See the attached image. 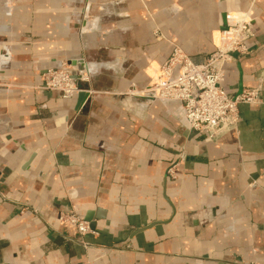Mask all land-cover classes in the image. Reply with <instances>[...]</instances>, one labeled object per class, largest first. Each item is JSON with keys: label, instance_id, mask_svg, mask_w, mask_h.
I'll return each instance as SVG.
<instances>
[{"label": "crops", "instance_id": "0c3cea01", "mask_svg": "<svg viewBox=\"0 0 264 264\" xmlns=\"http://www.w3.org/2000/svg\"><path fill=\"white\" fill-rule=\"evenodd\" d=\"M246 10L250 52L222 86L260 100L235 129L206 141L179 103L128 95L172 44L202 63ZM62 65L88 73L87 97L42 88ZM83 261L264 264V0H0V264Z\"/></svg>", "mask_w": 264, "mask_h": 264}, {"label": "built area", "instance_id": "2783aa9c", "mask_svg": "<svg viewBox=\"0 0 264 264\" xmlns=\"http://www.w3.org/2000/svg\"><path fill=\"white\" fill-rule=\"evenodd\" d=\"M250 10L228 12L225 29L217 31L214 49L202 63L193 62L176 44L167 59L149 65L147 86L138 92L133 87L130 96H149L153 100L177 102L181 105L183 119L188 128L206 141H216L237 126L240 105L257 103L259 88L245 89L237 95L224 91L225 66L249 54L247 41L253 38ZM154 35H161L154 30ZM85 70H75L69 65L52 67L43 75L42 88L68 99L82 91L80 84L87 83ZM174 167L167 168V175L174 177ZM59 220L74 225L81 236L90 232L86 221L74 212L60 213ZM75 264H88L86 261Z\"/></svg>", "mask_w": 264, "mask_h": 264}, {"label": "water", "instance_id": "95a60500", "mask_svg": "<svg viewBox=\"0 0 264 264\" xmlns=\"http://www.w3.org/2000/svg\"><path fill=\"white\" fill-rule=\"evenodd\" d=\"M225 16H226V13H224V15H222V18H223V23H222V28L221 29H225L226 27H225ZM78 96L81 98L80 100H82L84 97H87L88 95H87V93L85 92V91H80L79 93H78ZM134 99H136V100H139V101H148V100H153L151 97H149V96H140V97H133ZM90 223H89V228L90 229H92V230H94V227H95V225H94V223L91 221V219L89 218V216H88V219H87ZM154 223H152V225H153ZM152 225H150V226H152ZM139 230H141V229H139Z\"/></svg>", "mask_w": 264, "mask_h": 264}, {"label": "bare ground", "instance_id": "6f19581e", "mask_svg": "<svg viewBox=\"0 0 264 264\" xmlns=\"http://www.w3.org/2000/svg\"><path fill=\"white\" fill-rule=\"evenodd\" d=\"M87 73V72H86ZM88 74V73H87Z\"/></svg>", "mask_w": 264, "mask_h": 264}]
</instances>
